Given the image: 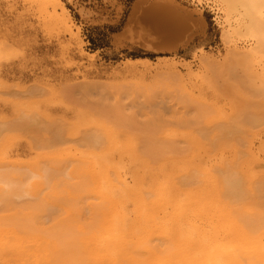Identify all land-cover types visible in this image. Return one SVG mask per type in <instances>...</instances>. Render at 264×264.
I'll return each instance as SVG.
<instances>
[{"label": "bare ground", "instance_id": "6f19581e", "mask_svg": "<svg viewBox=\"0 0 264 264\" xmlns=\"http://www.w3.org/2000/svg\"><path fill=\"white\" fill-rule=\"evenodd\" d=\"M11 1L12 3L15 2V0ZM20 1H22V3L36 5L42 21L45 24L47 23L48 25L50 24V26H53L50 28L51 30L54 28L59 29L60 32L62 31L66 33L67 36H69V42H71L74 45V48H76L75 52L78 58H84L87 60L88 66H86V68L89 67L87 68V71L88 69H93L95 71L93 68L94 55H89L83 51L82 43L78 36V30H76V33H73V23L60 0ZM167 1L168 0L165 2L164 0V2L167 3L165 5L168 7L169 1ZM156 2H152L155 7L157 5ZM221 2L226 6L225 15L230 16L231 18L232 14H235V18L232 17L235 19L233 22V28L228 26L232 30V33L230 34H233V36L240 35L242 37L240 33L244 32L255 40V46L253 48L249 47L251 50L248 52H243V50H239L236 45H234L231 50V55H228V52L227 56H231V60L232 62L234 61L235 67L239 66L237 68L243 70L246 77L247 87L250 91H252L254 95L256 94L257 97L264 98V0H221ZM14 4L15 3L9 6L14 7ZM163 4H159V7H161V5L163 6ZM21 5L23 6L26 4ZM169 5L171 7V4ZM13 7H11V9H13ZM171 10L173 11V8ZM153 16L156 17L157 15ZM162 19L158 21L162 22ZM178 20L180 21L176 23H174L175 21L173 22L174 25L172 22L168 24L165 20L167 25H164H166V30H168L166 32H169L172 36L183 35L186 30L185 25L187 24L181 21L182 19ZM156 21L157 20L155 19L154 22ZM151 22H153L152 18ZM154 22L153 24H155ZM185 22H187V20H185ZM42 25L43 27L46 26L44 24ZM224 32L226 31H223V33ZM129 34L131 33H128V35ZM223 36L226 35L224 34ZM176 38L178 39V37ZM227 38H229V36ZM230 39L231 35L229 40ZM71 43L68 44L70 45ZM8 48L6 47L5 50ZM2 51L4 50H1L0 48V62L5 59L4 56L6 55H3L4 59H2V53H4ZM7 59L8 58H6V61ZM162 60L163 59L160 61L163 63L165 70L164 72L156 71V74L164 73L165 75L167 74L168 77L170 75L174 77L176 76L178 81H181L182 84L179 88H173V84L169 86L170 83L167 84V81L166 83L162 82L163 85L159 82V89L167 86L166 88L164 87L166 91L157 89L153 90L150 94L149 90L152 89L150 83L151 86L148 90L149 92H147V88L145 89V85L147 84H143L144 82L142 79V86L138 83L134 84L131 80L133 82L132 84L135 85L134 90L138 89V95L146 98L147 103L150 101V104H153V102H155L153 101L155 99H153V97L155 94L157 95L158 90L160 91L158 94L161 97V95L167 93V89H169L168 92L171 91V94L173 92V95L167 93V95H170V100H177V97L174 95V92H177L176 95L178 97L180 94L179 100H177L178 102L183 98L182 96H185L186 99H188L187 103L190 101L191 105L192 102H196L193 104L197 105L198 103L208 107L209 105L205 102V98L203 97V90L210 89L215 94L216 88L214 84H217V82L214 81V83L210 77V71H206L207 64H205L206 66L204 65L206 67L205 69L203 68L204 70L200 67L198 70H193L194 68L191 69L190 66L184 65L185 62L179 64L173 62V60L170 61L169 58ZM205 61H210V64L211 62H215L214 59L211 60V58L206 55L203 57V62ZM217 61L215 64L219 67L220 65L218 66L217 64L220 62L218 61V63ZM230 61L227 65L232 64ZM149 62L150 61L147 59H134L128 60L126 65L127 63L129 65L133 63L149 65ZM209 63V66H213V64L210 65ZM203 64L201 65L203 66ZM233 65L231 67H229V65V68L225 65L227 68H221V72L217 70V76L219 75L218 77L221 79L220 81H222V78L225 76L228 78V76L233 75ZM84 68L85 67H83V69ZM156 68L158 69V67ZM231 68L232 70H230ZM215 69L216 68H214L213 71H215ZM89 72H87V75ZM83 74L86 73L84 72ZM213 74L214 73L211 75L216 76ZM220 74L224 77L221 78ZM130 75L132 76V74ZM167 76L165 78H168ZM165 78L161 79H164L165 81ZM216 79L217 77L215 80ZM224 79L226 80V78ZM154 80H156V78L152 81ZM171 81L173 82V80ZM1 82L0 87H3ZM232 82H229V85L224 80L221 82L226 84L223 85V90L225 91V93L223 91L224 94H226L229 89L233 92V89H231L234 87ZM128 83L130 84V82ZM140 87H143L142 90ZM129 89V92L131 93L133 88L130 87ZM175 89H177V91H175ZM235 90L234 92L237 97H239L240 94H237V92H240H236ZM111 91L108 94L113 92ZM117 91H115L116 96L118 95ZM115 92H113V95H115ZM124 92L130 94L128 90L127 92ZM154 92L156 93L154 94ZM219 93V97H221L222 92ZM167 95L165 96V99L164 95H162L166 102L168 101L166 100ZM241 96L239 98L242 100L246 99V97L243 99V96ZM112 97L113 96H111V98ZM117 98L118 97H116V100ZM141 99L142 98H140L139 103L141 102ZM235 99L237 100L236 97ZM135 100L136 99L132 101L131 99L132 102H130L133 105L138 104ZM137 100L139 99L137 98ZM155 100L157 101V99ZM170 100L167 102L169 105L172 102H175H171ZM184 100L185 99H182L180 102L182 109L183 106L186 108ZM142 101L143 105L146 104L144 99ZM177 101L175 103H178ZM246 101L248 100L246 99ZM227 102L229 103V101ZM154 104L156 105V102ZM163 104L166 106L165 102ZM180 104H176L174 109L172 108V104V110L175 111L177 109L176 106H178L179 109ZM245 104L247 103L245 102ZM201 106H199L198 109H200ZM229 106L230 111L233 109L234 113L235 106ZM187 107L189 106L187 105ZM209 107H211L212 110H215V115L211 116L212 119L214 117V119L216 118L215 120H218L225 117L223 116V113H220V111L217 110V108H212V105ZM244 107L245 106L242 108L241 106V110H244ZM144 110H141L143 114H145L146 111ZM149 110L151 109L149 108ZM22 111L24 113L23 115L26 117H24L25 119H27L29 113L32 114L30 115L31 122L34 121L33 116L35 115L39 119L38 121H41L42 118L46 119L45 123L43 120L44 125H46L42 130L47 127L44 131L48 132V130L51 129L50 127L55 126L53 124L56 122L54 121L51 123V121H53L51 118V121L49 120V122V116L36 109V107H27ZM201 111H203L202 108L200 109L199 114L203 116L204 111L203 113ZM194 112L197 114L198 110L195 109ZM199 114L197 116H199ZM20 116L21 114L17 117ZM95 117H99V115L96 114L92 116V118L84 119L82 121L80 120V122H78L80 123L79 125L74 124V127H76V129H74L75 131L77 128H84L83 126L87 127L90 132L93 130L91 135L89 133L86 136L87 140L85 141H89V146L92 145L94 150L84 153L82 151V153L73 154L61 153L66 157H63L65 160H62L61 162H59V158H62L61 156L63 155H60L59 153L57 154L58 157L60 156L59 158L57 157L59 160L55 159L56 161H47V159H45V163L43 161H40V163L37 158L33 157V160L27 159L29 160L27 162L26 160H22L21 154L17 152L11 153L10 151L9 154L7 152L8 147L9 149L11 148V142H13L14 138H11L12 141L4 138L6 141L0 143V214L2 210V212H5V214L0 215V264H264V135L256 139V135L251 130L247 128L244 129V127L243 130L241 125L238 126L239 124L237 123L239 130H243L242 135H234V132H236L235 127H237L235 124L234 132H232L233 134L231 135L229 134L231 133L229 130L230 128L227 129L228 132L230 131L229 133L225 131V128L223 129L225 134L231 136L232 140H225L230 139V137L223 135L224 132L222 133V131L221 133L223 136L218 134L219 131H216L219 137H216L215 140H210L211 142L209 141V137L207 138L205 136L208 142H204L203 139H205V137L202 138L204 135L201 137V133L200 135H198V133L197 135L193 133L192 135L189 134L186 136L185 143H187V149L182 153L176 150L179 154H175L174 150L169 149L173 151V153L165 152V154L159 155L157 151H153L158 155L156 154L153 158H150L151 156L147 157V151L145 152L144 150H147V148L139 149L138 144L140 145L141 142L139 143V141H137L136 136L133 135L136 139L129 136L130 134L128 135L126 130L120 129L121 126H119L120 131L117 127L105 123V121H103L104 115H102L101 119L100 117L98 118L102 121L95 120ZM230 117L231 116L228 118ZM118 118L116 117L117 120L112 121H117L119 124L120 120L118 121ZM208 118L210 117H207V119ZM162 119L163 115H161V120ZM27 120L24 122L26 123ZM228 120L231 126L233 119ZM226 121L224 120V122ZM1 122L2 121H0L1 125L7 123L6 121L3 123ZM19 122H21V120H19ZM34 122H32V125H34ZM210 122L212 123L214 120H210ZM117 123L114 124L118 126ZM7 124H9V122ZM4 126H6V124H4ZM8 126L11 127V129L9 127L6 129L12 130L15 125L11 126L9 124ZM226 126L229 125L226 123ZM15 127L14 129H16ZM34 127L38 128V126ZM0 128H2V126ZM67 128L72 129L70 126ZM6 129L5 131L4 128L1 129V132L3 130L5 133ZM58 129L59 127L56 128V133L58 132ZM67 130L68 129L65 131ZM239 130L237 131L238 133H240ZM82 131L84 132V129ZM82 131L79 133L81 134ZM74 132H70L69 135ZM58 134H61V132L59 131L57 133V137ZM217 134L216 136H218ZM232 135L234 137H232ZM72 136H76V132L75 135ZM80 136L84 138L83 134ZM80 136H78V138ZM3 137L4 135H2L1 140ZM45 137H43L45 141L48 142L51 140L47 139L49 137ZM211 137L214 139L213 136ZM235 137H237V140ZM60 139L61 141H64V138H61V135H59L58 141L61 143ZM79 139L83 141L81 137ZM56 140H58V138ZM256 140H260L257 148L255 147ZM233 141L235 142L233 143ZM42 143L44 142H40V144ZM57 144V146L51 144L53 147L50 148H53L54 152L58 149L61 150V148L57 149L58 146L61 147V144ZM87 145L88 144L86 143V146ZM63 148L62 151H64ZM60 150H58V152ZM79 150L82 149L79 147ZM39 151L38 148V152ZM150 151L152 152V150ZM41 152L42 151H40V153ZM43 152L50 153L51 155L53 151L51 152L48 149V152ZM54 152L53 154L56 153ZM149 155L150 153H148V156ZM36 159L37 162L35 161V163L34 160ZM31 161L34 163H30ZM42 163L49 165H44ZM64 164L67 167L64 168ZM65 169L68 173L63 177L68 181H63L61 179L62 177H60L59 181H54L59 174H65ZM53 172H55L56 175L59 174L54 178L53 174L55 173ZM256 195L258 196L256 197ZM16 198L30 200V204L26 201L28 205L34 206V204H31L32 201L37 206L24 208L23 205V210H17V206L14 207L17 203H11L15 202L14 199ZM82 199L84 203L86 202L85 204L81 202ZM262 200L263 203L261 202ZM11 206L16 210H13V207ZM25 206H27V204ZM42 206H44V208L48 207L47 209L45 208V211L43 212H48L50 207L57 211L55 216L50 218L51 223L47 227H44L43 222L40 221V212L43 210L40 211V208ZM2 207H5V209H2ZM20 207H22V205H19V208ZM82 209L83 212L88 210V213L85 214L86 216L88 215V217H85L83 212L82 215L80 214ZM8 211L11 213L6 214ZM83 216L88 219H84Z\"/></svg>", "mask_w": 264, "mask_h": 264}, {"label": "rangeland", "instance_id": "374dc122", "mask_svg": "<svg viewBox=\"0 0 264 264\" xmlns=\"http://www.w3.org/2000/svg\"><path fill=\"white\" fill-rule=\"evenodd\" d=\"M10 1L11 0H6V1L0 0V48L1 50H4L2 51L4 52L2 53V59L5 58L4 59L5 61L1 60L0 62V77H1L0 79L2 81L0 82L3 84V87H4V88L0 87L1 88L0 89V121H2L1 123L6 121L7 123L9 122L11 126L12 125L17 126V127L14 126L16 129H14L13 127L14 130L13 129L10 130L11 127L8 126L9 124L7 123H3V125L0 124L2 126V128H0V135H1L0 143L6 141L7 139L11 140V138L12 139L14 138L13 142H11L12 140L10 141L12 145L10 144L11 145L10 149L8 147L7 149L8 153L9 151L11 153L17 152L22 155L21 157L22 160L24 161L26 160L27 162L29 161L27 159L33 160L32 159L33 157L37 158L38 162L40 161L44 162L45 159H47V161L48 160L56 161L55 159H57L58 153L60 155H63L67 153L73 154V153H82V152L84 153V152L93 151L94 148L92 147V145L89 146V141H85L87 140L86 136L89 133L91 135L93 130H91L90 132V130L87 127L83 126L84 128H77V130L75 131L74 129H76V127H74L75 126L74 124L79 125L80 123L78 122H80V120L82 121L84 119L92 118V116L96 114L99 115L100 119L102 118V115H104L103 121H105V123L109 124L110 126L117 127L118 130L120 129L126 130V132H128L127 134L128 135L130 134L129 136H132L135 139L137 137V141H139V143L143 142L142 144L140 143V145L138 144L139 149L147 148V150L146 149L144 150L145 152L149 151L148 153H150V155L148 156L147 152H146V155L147 157L151 156L150 158H153L157 153L159 155L165 154V152L173 153V151L169 149L174 150L175 154H177L178 151L182 153L185 149H187V143H185L186 141L185 139L187 138L186 136H188L189 134L192 135L193 133H195L197 135L198 133V135H200L201 133L200 136L202 137L204 135L202 138H204L205 136L207 138L209 137L210 138L209 141L215 140L216 137H219L218 134H220L221 136L223 135L228 136L229 134L231 135L233 134L232 132H234V124L235 126H237L238 124H239L238 126L241 125L242 129L244 127V129L247 128L251 130L256 135V139L264 135V111H263L264 98L259 97V96L257 97L256 94L254 95V93L250 91V89L247 87L246 77L243 73V70L241 68L238 69L237 67L239 66L235 67V63L234 61L232 62L231 56L230 57L227 56L228 52H229L228 55H231V50L234 45H236V47L239 50L241 51L243 50V52H248L249 50H251L250 48H253L255 46V40H253L252 37H249L248 35H246L244 32L240 33L242 37L240 35L238 36L234 35L236 38L233 36V34H230L232 33V30L230 28H233V24H234L233 22L235 21L234 19L235 14H232L231 18L230 16L225 15L226 6L225 4L221 2V0H199V1L198 0H168L169 2L168 1L167 2H168L169 8L165 5L167 4L165 3L166 0L165 2L164 0L162 1L160 0H147V1L146 0H60L64 8L67 10V13L71 19V22L73 23V33H76L77 32L76 30H78V36H79V39L81 40L83 51L89 55H94V67L93 68L95 69V71L93 69L92 70L88 69L87 71V68H89V67L86 68V66H88L87 60L84 58H80V59L78 58L75 52L76 48H74V45L71 42H69V39H68L69 36H67L66 33L62 31L60 32L59 29L53 28L51 30L50 28H52L53 26H50V24L48 25L47 23L46 25L42 21V18L39 16L40 13L38 12L36 5L28 4L24 2L22 3V1L19 0L21 2L20 3L18 0H15V2L13 3L17 5L14 4V7L11 6L13 7V9H11L9 5H13V3L12 1L11 2ZM152 2L157 3V5L155 3L156 7L153 6L154 4ZM161 3L163 4V6L161 5V7L163 8L159 7L160 6L159 4ZM21 4H26V5L22 6ZM169 4H171V7ZM172 8H173V11L171 10ZM153 15H157V16L155 17ZM151 18L153 22L155 19L157 20L156 22H154L155 24L151 22ZM161 19L163 21L162 22L160 21L161 22L160 23L158 20H161ZM164 19L166 20L168 24H170L171 22L173 23L174 21H175L174 23L179 22L180 20L178 19H182L181 21L187 24L185 25L186 33L184 31L183 35L180 34V35H173V36L169 34V32L167 33L166 32L168 31L166 30L167 23L165 22ZM185 20H187V22H185ZM40 23L46 25L44 26L45 28ZM223 31H226V32L223 33ZM227 31L229 32V34ZM128 33H131V34L128 35ZM140 33H143V34H140ZM224 34L226 36H223ZM230 35H231V39L229 40ZM228 36L229 38H227ZM176 37H178V39ZM237 37H241V38H237ZM151 41L152 42L155 41V42L152 43ZM67 42L71 44L69 45ZM69 46H71L73 49ZM6 47L7 48L11 47V48H8L7 50H5ZM3 55L7 57L4 56L3 58ZM205 55L207 57H210L211 60L214 59L215 62L214 63L211 62L213 66L208 65L210 61L203 62V57ZM6 58H8L7 61H6ZM74 58H77V59H74ZM168 58L170 61L173 60V62H177L179 64H183L185 62L184 65L190 66L191 69L194 68L193 70H198L199 67L202 69L203 68L205 69L207 67L206 71L207 70L210 71L208 72L210 73V77L212 78L213 82L214 81L217 82V84L214 82L216 93L214 94L210 89H205L203 90L204 91L203 97L205 98V102L208 103L209 106L212 105V108L214 109L217 108V110L220 111V113H223V116H225L226 118L223 117L222 118L223 120L222 119L215 120L216 118L214 119L213 117L212 119L211 116L215 115L214 114L215 110H212L211 107L209 106L207 107L203 104H201L202 105L201 106L200 104L197 103V105L201 106L200 109L202 108V110L204 111L203 116L200 115L199 114L200 109H198L199 106L193 104L196 102H192V105H193L192 106L190 101L189 103H187L188 99H186L185 96L181 95L183 98L180 99V102L182 99H185L184 104L186 106V108H184V106L182 105L183 106V109H182L180 102L177 101L179 100L180 94L178 97L176 95L177 92L176 93L174 92L175 97H177L176 101L178 102V103H175L176 102L175 100L169 99V96L173 95V92L172 94L170 93L171 91L168 92L169 89H167V93H169L170 95H167V93H164L162 95H164V99H165V96L167 95L166 100L168 101L170 100L171 102L175 101L174 102L175 104L172 102L169 105V103H167L168 101L167 102L164 101L162 95L160 97V95L158 94L160 93L159 90H165L164 89L165 86L159 89L160 88V86H158L159 82L166 83L167 81V84L170 83L169 86L173 84V88H176V87L179 88V86L182 84L181 81H178V78L176 76L174 77L170 75L169 76L170 78H169L167 74L165 75L164 73L156 74V71L164 72L165 68L163 67V63H161L160 60L161 59L166 60ZM134 59H147L150 62H149V65L143 64V63H136V64L133 63L134 65L133 64L129 65L127 63L126 65V62L128 60H134ZM216 61L219 63L217 64L218 66L220 65L219 67L216 66L215 64ZM229 61L232 62V64H229L230 66L227 65ZM160 63H161V66H160ZM200 63L201 64L204 63L203 66L207 64V66L205 65L206 67L205 66L203 67ZM225 65L227 67L228 66L231 67L232 65L234 66L232 67L233 70L232 68L230 69L233 72L232 76H228L227 78L226 76L224 77L222 76V74H220L221 78L222 77L226 78V80L224 78L222 79L225 82H227L228 85H229V82L233 81L232 82L233 84L232 83L231 84L234 87L230 84L233 87V88L230 87L231 89H233V92L232 90L229 89L228 90L229 93L226 92V94H224L225 91L223 90L224 88L223 85H226V84L221 83L223 82V80L220 81L221 79H219L218 77L219 75L217 76L218 74L217 70L221 72L220 69L223 67L225 68L226 67ZM83 67L85 68L83 69ZM156 67H158V69ZM213 67L216 68L215 71H213L214 70ZM154 69H157V70H154ZM83 70L86 74H83L84 73ZM85 70L87 72H89L90 70L88 75ZM212 73H214L213 75H216V76H212L211 75ZM130 74H132V76ZM81 75H85V76H81ZM166 76L169 79L165 78ZM82 77H85V78H82ZM216 77L217 79L215 80ZM155 78L156 80L152 81ZM161 78H165V81L164 79H161ZM141 79L144 82L143 84L149 85V86L145 85V89L147 88L146 91L147 92L150 91L149 92L150 94L151 92H153V90L159 89L157 91L158 92L157 95L155 94L156 92H154L155 96L152 93L154 96L153 99L154 98L157 99V101L155 99L153 100L156 102V105L154 104L155 102H153V104L152 103L150 104V101L147 103L146 98L140 97L137 93L138 89L137 90L135 89L136 90L135 92L134 84L138 83L142 86ZM131 80L134 82V84H132L133 82ZM171 80H173V82ZM128 82H130V84ZM161 85H163V83ZM150 86L152 89L149 90ZM130 87L133 88V90L131 89L132 94L129 92ZM177 89H175V91H177ZM111 90L113 92L118 90L117 91L118 95L116 96V92H115V95H113L114 93ZM127 90L131 95L124 92V91L127 92ZM234 90L236 92L239 91L240 93L237 92V94H240V96L242 95L243 99L244 97H246L248 101H246V99L242 100L241 98H239L240 96L237 97ZM110 91L112 93L108 94ZM219 92H222L221 97H219L220 96ZM109 95L113 96L114 99L113 97L111 98V96ZM115 96L118 97L117 100ZM130 96H131L132 101L136 99L135 102L138 104L133 105L131 103L132 101L130 99ZM235 97L237 98V100L235 99ZM137 98L139 100H137ZM140 98L142 99H141V102L139 103ZM172 98L174 99L173 96ZM143 99H144V102L146 103L144 105L142 101ZM227 101H229V103L231 101L232 104L231 103L229 104ZM244 101L247 104H245ZM164 102L166 106L168 107L164 106L163 104ZM32 104L34 105V107ZM176 104L177 105L180 104L179 105L180 110L178 109V106H176L177 109L175 108L176 110L174 111L172 110V108L174 109V106ZM171 105H172V108H171ZM187 105L189 107H187ZM229 105H232L233 107L235 106L234 113H233L232 106H231L232 110L230 111ZM241 106L242 108L243 106H245L244 110L243 109L241 110ZM27 107L28 108L36 107V109L48 115L49 116L48 121L49 120L51 121V119L53 120L51 121V123L55 121L56 123H54L53 125H55L56 128L59 127L58 132L60 131L61 134H58V137H57L58 132L56 133L55 126H52L51 124L50 125L52 127H50L51 129H49L48 132L44 131L45 129H47V127L44 128V130H42L43 127L46 125V124L44 125L46 119L42 118V120L40 119L41 121H38L39 119L36 117V115L33 116L35 122L32 121L34 122V125H32L33 123L31 122V116H30L32 114L30 113L28 114L30 117L27 115L28 120L25 119L26 117L23 115L24 113L22 110H24ZM147 107H148V110H147ZM236 107L237 109L239 108L240 110L238 109L239 110L238 111ZM149 108L151 110H149ZM194 108L198 110L197 114L194 112L195 110ZM141 110H144L145 114H143ZM203 111L201 112L203 113ZM19 113L21 114L20 117L22 118L17 117L20 115ZM198 114L199 116H197ZM161 115H163L162 120L164 121L161 120ZM158 116L160 119L158 118ZM227 116L228 117L231 116V117L228 118ZM38 117H41V116H38ZM99 117H95V120H99L98 119ZM116 117L117 118L119 117L118 121L119 120L121 121V122L119 121V124L117 123V121L114 122L115 120H117ZM207 117H210L211 119L208 118L209 119L208 120ZM228 119H233V122H231L233 126L232 125L230 126V122ZM19 120H21V122H19ZM26 120L27 122L25 123L24 121ZM43 120H44V123H43ZM210 120H214V122L211 123ZM224 120L225 121L227 120V121L224 122ZM99 121H102V120H99ZM114 123L115 124L117 123L118 126H116ZM226 123L229 126H226ZM4 124H6V126H4ZM34 126H38V128ZM68 126L72 127V129L70 128L71 129L70 130L69 128H67ZM119 126H121L120 129H119ZM238 126L235 127L236 132L239 130ZM7 127L10 128L9 130L11 132L8 129H6ZM53 127L55 128V130ZM3 128H4V131L6 129L5 133L3 132V130L1 132V129ZM224 128H225V131H227V129L230 128L229 130L231 131V133H229L230 131L229 132L227 131L229 134H225V131L223 130ZM66 129L68 130L65 131ZM83 129H84V132L82 131ZM242 129L239 130L240 133L234 132V135L235 134L242 135V132L244 130ZM74 131L76 132V136L73 137L72 135H75ZM80 131L83 132V133L81 132V134H83L84 138L80 136L81 135L79 133ZM216 131L217 132L219 131L218 134ZM221 131L222 133L224 132L223 135ZM70 132H74V133L73 134L71 133V135H69ZM214 133H216L218 136H216V134ZM50 134H52L53 136ZM2 135H4V137L1 140ZM49 135L50 137H53L54 139L50 138ZM59 135H61V138L62 137L64 138V141H61L60 139L61 143L58 142ZM133 135L136 137H134ZM78 136H80L81 139H83V141H81L79 139L80 137L78 138ZM211 136H213L214 139ZM43 137L45 138L49 137L47 138L48 140L49 139L51 140L53 139V140L52 141L49 140L48 141L49 143H48L47 141L44 140ZM206 137L205 139H203L204 142L207 141ZM228 137H230V139H225V140H232L231 136H228ZM232 137L234 136L232 135ZM4 138H6V140ZM57 138L58 140H56ZM235 138L237 140V137ZM42 141L44 143L40 144V142ZM259 141L260 140H256V143H255L256 148L257 146H259ZM234 142L235 141H233V143ZM50 143L55 144V145L57 143L61 144V147L58 146L57 149L61 148V150L60 149L58 150L62 151V148L64 147L63 148L64 151L58 152L57 150L55 151L56 152L55 153L54 149L50 148V147H53V145H51ZM86 143L88 144L87 146H86ZM144 143H145V146H144ZM240 143H241V140H240ZM77 146H78V149H77ZM88 146H89V150H88ZM141 146H144V147H141ZM79 147L82 150H79ZM38 148L40 151H42L41 153L40 151L38 152ZM48 149L51 152L53 151L55 154H53L52 152L53 155L52 154L50 155V153L43 152V151L48 152ZM150 150H152V152ZM166 150H168L169 152ZM153 151H157V153ZM45 154L47 155V157ZM61 157L63 158L65 156L63 155ZM62 158H59L60 160L59 159L57 160L61 162L62 160H65L66 157L63 159ZM37 159L34 160V162L35 161L37 162ZM32 162L33 161H31L30 163ZM44 165H49V164H44ZM63 167L65 168L67 166H65L64 164ZM67 173L68 171L66 170L65 174L58 173L59 176H57L58 174L56 175V173L53 174L54 178L55 176H57L56 180L54 181H59L60 177H62L61 179L64 181L65 179L63 176L67 175ZM257 196L258 195H256V197ZM14 200L15 202H11V203H14V204L17 203L14 205V207L17 206L16 208L17 210H21L23 208V205H24V208L31 206V205H28V203H26L27 201L30 204V200H26V199L23 200L21 198L19 199L16 198ZM258 200H259V197H258ZM81 202L84 203L83 199L81 200ZM261 202L263 203V200ZM26 204L27 206H25ZM31 204H34V206H37L32 201H31ZM19 205H22V207L19 208ZM34 206L32 205L31 207H34ZM14 207L12 209L16 210ZM42 207L40 208V211L43 209L40 212V215H41L40 221L43 222L44 227H47L51 223L50 218L52 216H55L57 211L50 207L48 209V212H43L45 211V208L47 209L48 207H45V208L44 206ZM0 208H1V204H0ZM2 209H5V207L4 208L2 207ZM8 209H11V208H8ZM2 211L0 215L5 214V212H2ZM87 211L88 210H86V212H83V209H82L80 214L82 215V212H83L84 213L83 215H85L86 213H88ZM10 213L11 212L8 211V213L6 214H10ZM85 217H88V215L87 216L85 215ZM84 219H88V218H84Z\"/></svg>", "mask_w": 264, "mask_h": 264}]
</instances>
